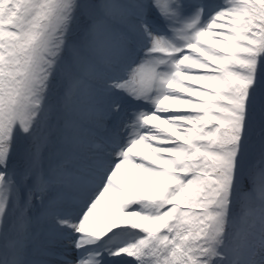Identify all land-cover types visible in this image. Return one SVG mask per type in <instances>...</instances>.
Here are the masks:
<instances>
[{
	"label": "snow or ice",
	"instance_id": "6c2138e0",
	"mask_svg": "<svg viewBox=\"0 0 264 264\" xmlns=\"http://www.w3.org/2000/svg\"><path fill=\"white\" fill-rule=\"evenodd\" d=\"M0 264H264V0H0Z\"/></svg>",
	"mask_w": 264,
	"mask_h": 264
}]
</instances>
